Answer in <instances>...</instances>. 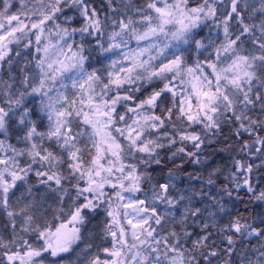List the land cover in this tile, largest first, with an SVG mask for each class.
Returning <instances> with one entry per match:
<instances>
[{"label":"snow or ice","instance_id":"obj_1","mask_svg":"<svg viewBox=\"0 0 264 264\" xmlns=\"http://www.w3.org/2000/svg\"><path fill=\"white\" fill-rule=\"evenodd\" d=\"M0 264H264V0H0Z\"/></svg>","mask_w":264,"mask_h":264},{"label":"trees","instance_id":"obj_2","mask_svg":"<svg viewBox=\"0 0 264 264\" xmlns=\"http://www.w3.org/2000/svg\"><path fill=\"white\" fill-rule=\"evenodd\" d=\"M97 2H98V0H97ZM245 199H246V197H245ZM240 207H243V205H240Z\"/></svg>","mask_w":264,"mask_h":264},{"label":"rangeland","instance_id":"obj_3","mask_svg":"<svg viewBox=\"0 0 264 264\" xmlns=\"http://www.w3.org/2000/svg\"><path fill=\"white\" fill-rule=\"evenodd\" d=\"M257 163H259V161H257Z\"/></svg>","mask_w":264,"mask_h":264}]
</instances>
